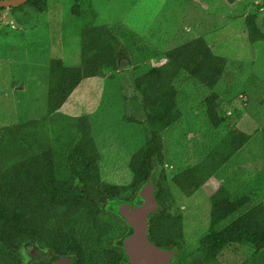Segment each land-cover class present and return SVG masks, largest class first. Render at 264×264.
<instances>
[{"label":"trees","instance_id":"1","mask_svg":"<svg viewBox=\"0 0 264 264\" xmlns=\"http://www.w3.org/2000/svg\"><path fill=\"white\" fill-rule=\"evenodd\" d=\"M46 3L47 0H26L0 10H8L11 20L23 27L32 24L36 14L46 9ZM71 13L83 22L79 33L80 62L66 66L61 59L50 60L49 116L58 112L83 80L103 77L107 70L118 71L121 56L125 57L127 51L125 46L141 40L122 24L95 25L97 14L91 0H79ZM255 19V14L245 17L251 44L264 40ZM152 55L149 61L157 57L159 64L148 70L131 61L138 119L128 120L142 127L145 140L129 159L131 180L126 184L112 185L101 179L99 154L83 116H64L67 124L62 129L48 128L47 133L39 132L45 125L39 120L0 128V264H41L42 257L51 252L71 256L74 264H126L120 242L131 229L106 210L107 202H139L137 193L153 174L157 208L148 217L147 238L158 247L178 248L175 257L178 256L183 247V218L180 210H165L171 204V193L163 187L166 176L160 170V134L180 120V86L188 81L210 92L204 98L206 116L213 129L221 125L218 96L212 91L224 75L227 60L214 54L201 37L163 53L153 49ZM248 140V134L231 129L201 160L171 177L172 184L186 198L212 178L222 180L215 186L210 184L209 229L199 240L197 256H188L192 262L186 264H214L226 250L240 245L248 246L253 255L264 252L262 204L217 228L244 205L234 196L230 179L233 174L229 172L237 165L235 161ZM262 145L264 157V128Z\"/></svg>","mask_w":264,"mask_h":264},{"label":"rangeland","instance_id":"2","mask_svg":"<svg viewBox=\"0 0 264 264\" xmlns=\"http://www.w3.org/2000/svg\"><path fill=\"white\" fill-rule=\"evenodd\" d=\"M91 2L97 14L95 25L122 24L141 39L140 43L125 46L127 51L125 57L121 56L118 71L107 70L103 77L83 80L51 116L47 112L50 60L61 59L66 66L80 62L83 22L71 13L79 0H47L46 9L36 14L31 25L23 27L11 20L8 10H0V128L39 120L45 124L39 132L47 133L48 128L62 129L67 124L64 116H83L95 140L101 179L107 184H126L131 180L129 159L145 140L142 127L128 120L136 119L138 101L131 61L148 70L159 64L157 57L149 61L154 57L153 49L163 53L203 38L214 54L227 60L224 75L212 91L218 96L223 121L217 129L212 128L204 102L210 92L188 81L180 86V120L160 134V170L167 182L163 187L171 193V204L165 210H180L184 227L183 247L172 262L190 263L189 257L197 256L199 240L209 229L210 184L215 186L220 179L212 178L186 198L172 184L171 177L201 160L231 129L249 135L235 161L237 165L229 172L233 174L230 179L234 196L244 205L217 228L225 227L255 205L264 207V40L251 44L245 22L248 13L255 14L262 28L259 23L263 16L248 5L234 6L225 0ZM214 264H264V252L253 255L248 246L240 245L226 250Z\"/></svg>","mask_w":264,"mask_h":264},{"label":"water","instance_id":"3","mask_svg":"<svg viewBox=\"0 0 264 264\" xmlns=\"http://www.w3.org/2000/svg\"><path fill=\"white\" fill-rule=\"evenodd\" d=\"M26 0H0V8H11L23 4ZM153 174L139 189L137 198L140 204L114 199L107 202L106 210L116 215L130 229L126 237L120 242L123 258L126 264H170L178 252V248L158 247L147 238L148 217L156 210L154 199ZM41 264H74L71 256H59L55 253L44 255Z\"/></svg>","mask_w":264,"mask_h":264},{"label":"flooded vegetation","instance_id":"4","mask_svg":"<svg viewBox=\"0 0 264 264\" xmlns=\"http://www.w3.org/2000/svg\"><path fill=\"white\" fill-rule=\"evenodd\" d=\"M225 1L229 4H234V6L235 5L238 6L241 3L246 5V6L248 5V7H250V9H252L253 11H257L260 14H262V16H263L262 22H260L259 24L262 27V28H260V31H262V34H264V0H225ZM128 203H133V204L138 205V204H140V201L139 202H128ZM174 257H173V259H174ZM172 260L170 261V264H173L174 261L172 262Z\"/></svg>","mask_w":264,"mask_h":264},{"label":"clouds","instance_id":"5","mask_svg":"<svg viewBox=\"0 0 264 264\" xmlns=\"http://www.w3.org/2000/svg\"><path fill=\"white\" fill-rule=\"evenodd\" d=\"M13 21V20H12Z\"/></svg>","mask_w":264,"mask_h":264}]
</instances>
